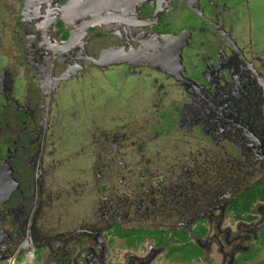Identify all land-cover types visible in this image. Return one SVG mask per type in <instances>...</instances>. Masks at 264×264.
<instances>
[{
	"label": "flooded vegetation",
	"instance_id": "obj_1",
	"mask_svg": "<svg viewBox=\"0 0 264 264\" xmlns=\"http://www.w3.org/2000/svg\"><path fill=\"white\" fill-rule=\"evenodd\" d=\"M0 264H264V0H0Z\"/></svg>",
	"mask_w": 264,
	"mask_h": 264
},
{
	"label": "rangeland",
	"instance_id": "obj_2",
	"mask_svg": "<svg viewBox=\"0 0 264 264\" xmlns=\"http://www.w3.org/2000/svg\"><path fill=\"white\" fill-rule=\"evenodd\" d=\"M130 123H131V122H130ZM176 138H177V137L174 136V139H171V140L173 141V142H172L173 144H171V145H175V144H176V145H180V144H181V143H176ZM127 149L130 150V152L133 151L132 148H130V149L127 148ZM168 149H169V148H168ZM148 150L153 151V150H155V149L150 148V149H148ZM181 150H183V148H181ZM171 151H172V150H171V148H170V153H171ZM152 154L155 155V152L153 151ZM164 154H165V153H164ZM136 158H137V159H136ZM139 158H140V156H139L138 154H136V157H134V161L139 160ZM200 160H201V159L199 158L198 161L200 162ZM138 168H139V167H138ZM200 169H201V168H200ZM136 170H137V169H136ZM185 173H186V172H183V174H185ZM77 175H79V174H78V171H77V173L75 172V175H74V176L76 177ZM200 176H201V175H200Z\"/></svg>",
	"mask_w": 264,
	"mask_h": 264
},
{
	"label": "water",
	"instance_id": "obj_3",
	"mask_svg": "<svg viewBox=\"0 0 264 264\" xmlns=\"http://www.w3.org/2000/svg\"><path fill=\"white\" fill-rule=\"evenodd\" d=\"M195 105H196V103H195ZM193 110V109H192Z\"/></svg>",
	"mask_w": 264,
	"mask_h": 264
}]
</instances>
